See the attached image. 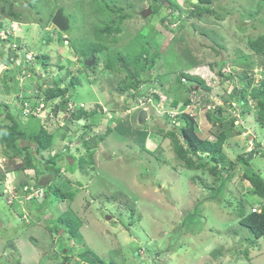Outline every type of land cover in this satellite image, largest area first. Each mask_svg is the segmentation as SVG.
I'll use <instances>...</instances> for the list:
<instances>
[{
  "label": "rangeland",
  "instance_id": "rangeland-1",
  "mask_svg": "<svg viewBox=\"0 0 264 264\" xmlns=\"http://www.w3.org/2000/svg\"><path fill=\"white\" fill-rule=\"evenodd\" d=\"M159 2L156 8L154 5ZM189 2L0 0V19L4 23L0 35L1 39L6 38L1 40L0 56L6 57L7 45L14 43L11 51L24 52L23 58L31 60L22 67L23 80L17 75L15 79L10 75L7 79L6 74L3 76L5 67L0 65L3 76L0 77V125L9 122L6 114L10 111L25 131V137L29 132L34 135L40 123L53 135L49 148L39 152L35 148L22 150L10 165L6 162L12 152L0 142V176L4 178L0 179V192H4L0 193V264H97L90 253L84 254L88 248L107 264H264V242L259 240L260 246L249 245L250 233L239 224L236 215L240 201L246 202L248 211H259L264 205V198L252 194L250 182L243 179L242 167L238 166L235 176L229 178L224 193L217 198L219 201L208 198L201 202L221 180L207 169H187L176 157L170 140L157 133L158 127L170 129L173 119L167 124L159 113L149 111V118L144 121L151 135L149 150L141 145L143 138L135 134L143 128L138 121L140 109H127L126 100L119 99V93L129 97L131 90L125 92L128 87L125 85L138 79L126 82L128 72L135 68L133 59L141 52V61H149V54L157 51L156 63L148 72L149 81L162 86L169 84L171 92L163 90L169 102L176 92L174 77L181 71L203 77V85H195L198 93L191 94V98L199 97L201 102L186 109L194 113L199 129L210 138H215L214 132L221 127L227 131L224 150L233 162L239 154L258 148L255 153L247 154V158L264 177V123L257 118L259 98H255L254 92L264 80V53H257L250 46V40L264 35V0H211L207 6L216 14L201 16L191 13L193 7ZM114 5L122 11L109 9ZM58 8H64L70 20V27L64 32L52 22ZM145 8L153 12L142 17ZM172 8L181 15L176 22L166 20ZM12 9L21 13V19L10 16ZM125 11L133 13L118 24L120 30L112 35L106 33L100 40L106 46L93 55L97 65H81L80 51L90 53L87 43L99 41L94 26L112 24ZM116 51L128 57L127 66L121 71L105 65L107 56ZM248 77L254 79L251 84ZM71 81L74 84L67 96L75 102V110L80 103L90 108L102 102L113 110L130 114L121 120L115 116L101 119L96 112L93 117L96 120L99 117L102 124L88 126L91 122L86 119L84 125L76 121L69 124L66 121L64 125L65 120L71 119V111L58 98L57 105L61 104L63 109L58 118L50 117L52 105L45 109L48 105L45 101V110L35 112V117H42V121L35 117L23 120L32 112H21L22 95L35 102L38 86L44 94L48 87H67ZM243 83L247 101L239 102L236 92ZM181 88L179 97L183 102L190 94L186 81L177 85V90ZM7 94L17 98L10 107L3 101ZM209 104L212 110L217 109L214 120L218 116L225 118L223 125L208 119ZM233 118L239 124L230 128ZM107 128L112 132L99 141L98 136ZM122 131L127 135H122ZM1 135L0 132V139ZM151 142L162 143L152 147ZM92 149V164H86L84 169H70L69 163L74 164L78 158L90 159ZM27 151L34 154V168H23ZM55 153L65 156L59 159V170L53 175L46 163ZM35 182L47 186L51 192H55V187L74 192V197L71 200L54 195L51 204L42 211L32 206L33 192L25 193L20 187ZM15 185L20 189L16 193ZM38 196V200L45 198ZM200 202L199 215L190 217L189 212ZM67 209L82 220L78 236L69 228L66 233L62 232L63 228L57 232L53 228L59 226L53 219L54 213L57 216ZM190 226L193 231H189ZM245 248L250 251L248 260L242 252Z\"/></svg>",
  "mask_w": 264,
  "mask_h": 264
},
{
  "label": "trees",
  "instance_id": "trees-1",
  "mask_svg": "<svg viewBox=\"0 0 264 264\" xmlns=\"http://www.w3.org/2000/svg\"><path fill=\"white\" fill-rule=\"evenodd\" d=\"M157 1V0H155ZM211 0H198V3L194 2L193 0H190V4L192 5L193 9L191 10V13L194 15H199L201 16L204 13H209V14H216L215 10L212 9L211 7L207 6ZM158 4L154 5L156 8H158ZM205 4V5H201ZM109 9L115 11V12H120L122 11V8L119 6H109ZM173 11L171 12V15L169 17H166V20H169L170 22H176L181 18L180 14H177V9L172 8ZM64 10V8H63ZM101 10V9H99ZM23 12V11H22ZM10 16H13L14 19H21L20 17L22 16L21 13L16 10L12 9L10 12ZM133 12L132 11H125L120 14V18L118 20H115L114 23L112 24H105V25H96L94 26V34L97 37L96 42H91L87 43V45L90 47V53L91 55L96 54L98 51L103 49L106 45H104L100 40L103 39L104 34H110L112 35L114 32H118L120 30V26L118 24L122 22L125 18H127L129 15H131ZM219 17V15H217ZM174 20V21H173ZM9 23V21H6ZM4 27L3 21L0 19V31L1 28ZM1 34V33H0ZM3 38L2 35H0V44H1V39ZM114 39V37H111ZM6 41V40H5ZM82 45V44H81ZM80 45V46H81ZM85 45V44H84ZM79 46V50L82 49V47ZM250 46L257 52V53H264V35L259 36L258 38L254 40H250ZM156 50V49H155ZM82 54H87L84 53V51H80V55ZM141 52L133 59L134 60V71L132 73L128 72V80L126 82H129V79L135 80L137 77H146L148 78V72L156 63V57L159 55V53L156 52H151L149 55V61H141L140 58ZM148 57V56H147ZM11 58L9 56L6 57L4 56L3 58L0 56V65L3 62H10ZM127 60L128 57L121 53V52H114L110 55L107 56L106 59V67L108 69H116L120 70L122 67L127 66ZM183 78L187 79H193L197 80L198 82H203L204 79L200 75H191L188 73H185L184 71H181V73L178 74V82H182ZM252 77H248V83L251 84L253 82ZM139 81L135 80L134 82H129L125 86L127 88H131L133 90L137 89ZM74 84V81H71V85L67 87H60V86H55V87H48L45 90V97L46 100H51L55 97H58L59 99H62V103H65V108L67 107L68 103L71 101V99L67 96V92H69L72 88V85ZM255 92V98L257 99V105L259 106V112L257 115V118L261 123H264V80H262L259 84L258 87L254 88ZM238 95H236V100L239 102H245L247 101L246 97V92L244 89V83L242 85V88L240 91L236 92ZM173 106H178L179 101L177 99H174L172 101ZM189 103V101H187ZM7 106V105H6ZM61 104H58L55 106L54 111H59L61 109ZM96 112L92 111H84V109H80L78 113H74L71 111V119L67 121V123H72L74 122V119H79L82 117H85L84 120L89 119L91 123H88L92 126L93 124H98L99 119L96 117H93ZM73 114V115H72ZM194 114V113H193ZM188 112H182L179 115H177V121L172 125V122L170 123L172 126L170 129H165L164 127H158L157 128V133L161 134L164 138H168L170 140L171 146L176 153V157L182 161L183 165L187 169L195 170V169H207L208 172L213 174L217 179H220V185L216 188H212L211 194L207 195V198L201 200V202H204L208 198L217 199L219 198L223 193H224V187L229 180V178L234 175V171H236V168L238 166L242 167V177L243 179L247 180L250 182L251 185V192L252 194H255L261 198H264V177L260 174L259 171H257L253 165L250 163V160L247 158V156L253 154L256 152V147L250 150L247 154H239L237 157V160L233 162L227 155V153L224 150V144L226 143V140L228 138L227 131L224 128H219L217 131L214 132L215 138H210L209 135L203 134L201 129H199L196 117ZM206 116L208 119L213 120L214 123L219 122V126L223 125L224 119L223 117H216V120L213 119V114L210 112L206 113ZM6 117L8 118V121H5L0 125V132L2 133V137L0 139L1 143H4L6 148L10 151V154L12 152V155L8 158L6 164L10 165V163L15 162V157H18L21 155L22 150H27L30 148H35L36 151H41L44 149L49 148L52 145V139L53 135L52 133H49L47 129H45L44 124L40 123L37 129H34V135L33 133L29 132L28 136L25 137V131L21 130L20 125L16 119V117L8 111L6 114ZM35 116H32L31 118H34ZM91 117V118H90ZM93 117V118H92ZM30 119V117L28 118ZM27 119V120H28ZM35 119L41 120L42 117H36ZM180 122V123H179ZM76 123H79V125H84L80 123V121H76ZM146 123V122H145ZM144 123V124H145ZM128 124V123H127ZM239 124V121L237 118H233L230 120V128H235ZM27 126V125H26ZM241 126V125H240ZM243 129V127L241 126ZM27 129H29L27 127ZM112 132L111 128H107L105 133L100 134L98 136L99 141L103 140L105 137L108 136L109 133ZM122 135H127L125 131L121 132ZM241 132H239L240 134ZM138 137L143 138L141 142V145L149 149L146 145L147 143V138L149 136V131L148 129L144 127L136 131L135 133ZM124 135V136H125ZM165 140V139H164ZM163 142V141H162ZM161 142V143H162ZM159 143V142H158ZM157 144L158 147L160 144ZM83 147L86 148V144H84L83 141ZM89 148V147H88ZM87 148V149H88ZM150 150V149H149ZM89 157L90 159L86 160L84 157L78 158L77 161L73 163H69V167L71 170L75 171L76 168H82L84 169L86 164H92L93 163V158L92 155L94 154V150L89 151ZM27 158H26V163L23 165V168L29 169V168H34L32 156L34 155L32 151H27ZM68 154V153H67ZM65 155L55 153L51 157L47 159L46 166L49 167L51 170V173L55 175L59 167L58 166V161L59 159L63 158ZM71 157L75 160L76 157L72 154ZM229 170L227 175L224 174V172ZM226 170V171H225ZM5 177V174L3 175ZM2 176H0V179ZM1 180H4L1 179ZM25 186V187H24ZM39 183L35 182L33 185H29L27 183H24L20 187H23V191L25 193H30L31 191L35 190L36 188L40 187ZM18 191V189H17ZM1 194H4V192H0ZM57 196L58 198L61 199H73L74 197V192L68 191L64 192L62 189L55 187V192L49 191V189L46 190L45 192V198L42 200L41 203L37 205V203L34 204V201L32 200L33 205L39 207L40 210L44 211L45 209L48 208V206L51 204V201H53V197ZM198 203L193 211L189 212L190 217H195L198 216L200 211L199 210V205L202 203ZM221 202V201H220ZM13 206V204H12ZM236 215L239 217V224L246 228L247 231L250 233L251 238L247 243L251 246H260L259 240H262L264 242V205L261 207V211L256 210H247V204L246 202L240 201L239 206L236 211ZM188 216V217H189ZM59 222V226L55 227L53 226L54 230L57 232L58 230L62 231H67L69 228L71 231H74L75 234L78 236V230L80 229V226L82 225V220L80 217H78L75 213H73L70 209H67L66 211L62 212L60 215L55 216L54 213V218ZM195 219V218H194ZM186 221V220H184ZM194 228L190 226L189 231H193ZM259 243V244H258ZM167 250V249H166ZM245 254L246 259H250L249 255V248H245L242 251ZM90 253L93 257L94 260L97 264H107L104 259H102L99 255L94 253L91 249H88L84 252V254ZM67 259V258H66ZM239 264H246L244 262H241Z\"/></svg>",
  "mask_w": 264,
  "mask_h": 264
},
{
  "label": "clouds",
  "instance_id": "clouds-1",
  "mask_svg": "<svg viewBox=\"0 0 264 264\" xmlns=\"http://www.w3.org/2000/svg\"><path fill=\"white\" fill-rule=\"evenodd\" d=\"M153 10V9H152ZM64 12V11H63ZM57 28V27H56ZM61 31V30H60ZM64 32V31H63ZM14 46V43L12 44V46H9V45H7V52H6V54H7V56H9L10 58H11V60H10V62H3L1 65H3L5 68L3 69V71L5 72H3V76L6 74V78L8 79L9 78V75L12 77V79H15V76L17 75L18 76V79H20V80H23L24 78H25V74L22 72V67L23 66H27V63H30L31 62V60H28V57H27V59L26 58H23V56H22V54H24V52L23 53H20V54H17V51L16 50H14V51H11V49L10 48H12ZM17 47V46H16ZM14 48V47H13ZM155 51V50H154ZM26 54V53H25ZM19 55V56H18ZM36 56H38V55H36ZM84 56H88V54H82V55H80V53H79V57L82 59V60H84L85 59V57ZM91 56H93V55H91ZM97 62H98V60H97V58H95L94 57V59H93V64H95V66L97 65ZM84 66H86V65H84ZM92 66V65H91ZM88 67H90V66H88ZM18 68H20V70H19V72L17 73V69ZM150 71V70H149ZM1 72V71H0ZM177 72V71H176ZM147 74H149V73H147ZM163 74V73H162ZM165 75V77H164V79L166 80V81H168L167 80V77H166V74H164ZM1 74H0V77L2 78L3 77ZM163 76V75H162ZM177 77H178V74L174 77V80H175V88H176V92H175V95H173L174 96V99H177L178 101H179V104H178V106H173V103H172V101L174 100V99H172L171 101H169V102H167L166 101V99H167V96L165 95V93L163 92V90L164 91H170V86H169V84L168 85H166V83H164V85L162 86V83H158V82H152V81H149L151 78L149 77V75H148V78H146V77H137L138 79V81H139V83H138V86H137V89L136 90H133V89H131V88H127V89H125L126 91L125 92H129L128 90H131V92H132V94H131V92H129V97H125V95L123 94V93H119L120 94V96H119V99H123L124 101L126 100V102L127 101H130V103H131V105H129L128 107H127V109H130L131 107H138V106H144L145 108L143 109V110H145L146 112H147V118H149V111L151 112V114L152 113H159V115L158 116H161V118L162 119H164L165 121H166V123L167 124H169V120H171V119H173L172 120V125L177 121V115H179L180 113H184V112H188V113H191V114H193V112L191 111V110H187L188 108L190 109V107L192 108L193 106H194V104L196 103H199V102H201L199 99V97L198 98H191L192 96H191V94H195L196 92L198 93V91L196 90V89H198V87L197 86H195L196 84H200L201 86L203 85V82H198L197 80H193V79H187V78H183V80H182V82H178V79H177ZM203 78V77H202ZM139 79H143L144 81L146 80L147 82H142V81H140ZM184 81H186L187 82V84H188V86H189V92H190V94L188 93L187 94V97H186V99L183 101V102H181V100H180V97H179V93H181V90H182V88L181 89H178L177 90V85H180V84H183V82ZM204 81H205V79H204ZM20 82V81H19ZM4 85L6 86V83H4ZM19 85H20V83H19ZM1 88H2V86H0ZM164 88V89H163ZM47 89V88H46ZM45 89V90H46ZM35 90H37V94H36V97H34V98H36V101L35 102H31V101H29V99H26V97H24V95H22L20 98H21V100H20V102H21V104H20V106H22L21 108V112H25V113H27L28 111H31L32 113L29 115V116H27L25 119H23V120H27L29 117H32V116H36L35 115V112L36 111H41V110H43V108L45 107V105H44V102L45 101H47V107H45V109L46 108H48L49 109V107L52 105V110H53V114L50 116V117H54V116H56L57 118L60 116V113L61 112H63V109H62V107H61V109L59 110V111H54V108H55V106L57 105V102H58V97H55V98H53V99H51V100H46V97H45V90H44V94H42L43 93V91H42V89H41V87L40 86H38V88H36ZM203 90V89H202ZM124 91V90H123ZM15 92H17V89H16V91ZM171 92V91H170ZM20 93V91L18 90V94ZM35 94V93H34ZM34 94H31L32 96H34ZM124 97H125V99H124ZM14 99V100H13ZM135 100V101H134ZM164 102H163V101ZM191 100H192V102H191ZM4 101V103H6L7 105H9V107H10V105H14V103H13V101H17V98L12 94H7V97H6V99H4L3 100ZM42 101V102H41ZM134 101V102H133ZM187 101H189V103H187ZM30 102V103H29ZM162 103H164V104H162ZM194 103V104H193ZM74 104H75V102H69L68 103V105H67V109L69 110V111H72V112H74V113H78V111L80 110V109H84V111H92V112H97L98 113V115H100V118L101 119H103V118H112L113 119V117L115 116V117H119L118 119H120V118H126L127 117V115H129L130 113H126V112H124V111H119V110H113V109H111L109 106H104L103 104H102V102H98L97 104H98V106H95V107H84V106H82V105H84L83 103H80V105H79V107H78V109L77 110H75V107H74ZM162 105V106H161ZM167 106H169L171 109H168L167 108ZM211 104H209V106H207L208 107V111L207 112H210V113H214V110H217L216 108H214L213 110L211 109ZM8 107V106H7ZM9 107H8V109H9ZM187 108V109H186ZM44 109V110H45ZM43 110V111H44ZM143 110H141V111H143ZM140 111V110H139ZM141 111H140V113H141ZM124 112V113H123ZM160 112H162V113H160ZM206 112V113H207ZM104 113H106L105 115H104ZM113 113H116V114H113ZM119 113H121V115H119ZM13 114V113H12ZM14 115V114H13ZM140 115V114H139ZM15 116V115H14ZM69 116L71 117V114H69ZM104 116V117H103ZM36 118V117H35ZM41 118V117H40ZM85 117H82V120L81 121H83V122H80V123H82V124H84V122H85ZM91 118V117H90ZM99 117H98V119H99V123H101L102 124V122H100V119ZM61 120H63L62 118H61ZM121 120V119H120ZM66 121H68V120H65V123H64V125L66 124ZM73 121H77V119H74ZM142 125H143V127H144V122H140ZM68 124V123H67ZM165 124V123H164ZM100 125V124H99ZM149 131V130H148ZM1 137H2V135H1ZM151 137V135L149 134V136H148V138H150ZM147 138V143H146V145H147V147L150 149V147H149V139ZM151 141V140H150ZM158 143V142H157ZM151 144H152V147H158V145L157 144H154L153 142H151ZM159 144V143H158ZM251 152V151H250ZM6 176V175H5ZM5 178H7V176L5 177ZM2 181V180H1ZM6 181V180H5ZM1 184V183H0ZM12 201V200H11ZM258 210V209H257ZM259 211H261V209L259 210ZM89 249V248H88ZM87 249V250H88Z\"/></svg>",
  "mask_w": 264,
  "mask_h": 264
},
{
  "label": "water",
  "instance_id": "water-1",
  "mask_svg": "<svg viewBox=\"0 0 264 264\" xmlns=\"http://www.w3.org/2000/svg\"><path fill=\"white\" fill-rule=\"evenodd\" d=\"M194 2H197V0H194ZM153 10L151 8H145L144 10L141 11L142 17H147L149 16ZM52 22L55 27H57L61 31H66L70 27V20L69 18L64 14L62 8H58L56 12L54 13ZM147 118V112L145 110L141 111L140 116H139V121L143 122ZM83 122V121H81ZM110 217V216H109ZM67 251V249L65 250Z\"/></svg>",
  "mask_w": 264,
  "mask_h": 264
},
{
  "label": "bare ground",
  "instance_id": "bare-ground-1",
  "mask_svg": "<svg viewBox=\"0 0 264 264\" xmlns=\"http://www.w3.org/2000/svg\"><path fill=\"white\" fill-rule=\"evenodd\" d=\"M134 101H135V100H134ZM134 101H133V102H134ZM126 103L129 104V105L131 104L130 101H127ZM131 108H134L133 110H139V109H140V111H141V110H143L145 107H144V106H138V107H131ZM81 120H82V118L77 119V121H80V122H81ZM138 121H139V117H138ZM139 122H141V121H139ZM143 122H144V121H143ZM144 123H145V122H144ZM82 145H83V144H82ZM78 146H79V145H78ZM15 186H16V185H15ZM17 189H18V191L20 190V189L18 188V186H16V187H15V190H14L15 193H16ZM47 189H48L47 186L45 187V186L42 185V186L36 188L35 190L31 191V192H33L31 198H32L33 201H34V204H35V203L39 204V203L42 202L43 199L38 200V197H39L38 194H40L41 196L43 195V197H45V193H44V192H46ZM18 191H17V192H18ZM36 192H37L38 194H37V195H33V194L36 193ZM28 194H29V193H28ZM12 195H13V194H12ZM14 195H15V194H14ZM13 199H14V198H13ZM38 201H40V202H38ZM32 206H34V205L32 204ZM32 206H31V207H32ZM62 232H63V231H62Z\"/></svg>",
  "mask_w": 264,
  "mask_h": 264
},
{
  "label": "flooded vegetation",
  "instance_id": "flooded-vegetation-1",
  "mask_svg": "<svg viewBox=\"0 0 264 264\" xmlns=\"http://www.w3.org/2000/svg\"><path fill=\"white\" fill-rule=\"evenodd\" d=\"M84 57H85L84 60L80 59L81 60L80 61L81 65H86V66H90L91 67V65H93L94 57L93 56L92 57L84 56Z\"/></svg>",
  "mask_w": 264,
  "mask_h": 264
},
{
  "label": "crops",
  "instance_id": "crops-1",
  "mask_svg": "<svg viewBox=\"0 0 264 264\" xmlns=\"http://www.w3.org/2000/svg\"><path fill=\"white\" fill-rule=\"evenodd\" d=\"M3 181V180H2ZM1 185V184H0Z\"/></svg>",
  "mask_w": 264,
  "mask_h": 264
}]
</instances>
